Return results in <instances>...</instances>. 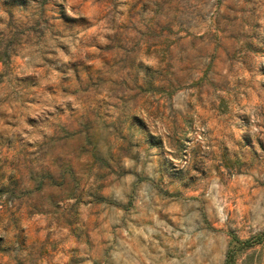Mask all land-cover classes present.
<instances>
[{
	"label": "rangeland",
	"instance_id": "374dc122",
	"mask_svg": "<svg viewBox=\"0 0 264 264\" xmlns=\"http://www.w3.org/2000/svg\"><path fill=\"white\" fill-rule=\"evenodd\" d=\"M0 264H264V0H0Z\"/></svg>",
	"mask_w": 264,
	"mask_h": 264
}]
</instances>
